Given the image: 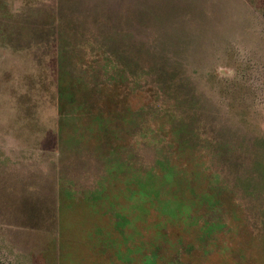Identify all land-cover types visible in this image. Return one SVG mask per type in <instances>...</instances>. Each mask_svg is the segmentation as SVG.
<instances>
[{
  "label": "rangeland",
  "instance_id": "rangeland-1",
  "mask_svg": "<svg viewBox=\"0 0 264 264\" xmlns=\"http://www.w3.org/2000/svg\"><path fill=\"white\" fill-rule=\"evenodd\" d=\"M0 264H264V0H0Z\"/></svg>",
  "mask_w": 264,
  "mask_h": 264
},
{
  "label": "trees",
  "instance_id": "trees-1",
  "mask_svg": "<svg viewBox=\"0 0 264 264\" xmlns=\"http://www.w3.org/2000/svg\"><path fill=\"white\" fill-rule=\"evenodd\" d=\"M197 171H199L200 173L202 172L201 169H198ZM169 172L170 171H167L166 170V171L163 172V174H168L169 175ZM164 178L166 179V176H164ZM187 191L188 192H186V194L189 195V197H186V198L180 197V199L177 201V204L175 205V206L178 207V209L176 211L178 212V214H179L178 216L180 218H183L184 217L183 215H185V213L187 212L188 207H190L193 203H195V202L196 203H199L200 202V204H201L202 199H203V194L206 193V191H204V188L202 186L197 185L196 182H192L191 183V186H189L187 188ZM197 192H200V194H198ZM207 192L209 193L210 190L209 191L207 190ZM191 197L193 199H191ZM212 198H214L215 200H217L214 195L212 196ZM209 207L210 208H209L208 212L205 213L204 215L202 214V209H198L199 213L202 214V217H200L199 222L196 219V216H194V214H192V216L191 215L189 216V222H191L193 226L203 225V224H199L201 221H203V219L204 220H209L211 223H214L215 220L213 218L215 217V215L217 213V206H216V204H211ZM139 210H142L143 212H146L144 210V208H143V205L141 203H140V207L137 209V213L139 212ZM192 210H193L192 213H194L195 209H192ZM167 213H168V210H167ZM170 214H171V211H170ZM157 217L160 220H162L161 217H164V218H166V220H169V219H167V214L165 212H163L162 210H159L157 212ZM140 218H143V217L140 216ZM158 229H160V228H158ZM197 230L200 231V230H203V229L202 228H198ZM134 231H135V233H137V228L136 227H135V230ZM157 236H159L158 235V232H157V234H156L155 237H157ZM213 236L216 237V235H213ZM214 237H212V238H214Z\"/></svg>",
  "mask_w": 264,
  "mask_h": 264
}]
</instances>
